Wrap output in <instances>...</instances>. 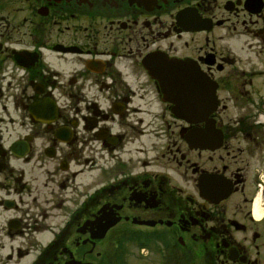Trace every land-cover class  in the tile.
<instances>
[{"label":"flooded vegetation","instance_id":"flooded-vegetation-1","mask_svg":"<svg viewBox=\"0 0 264 264\" xmlns=\"http://www.w3.org/2000/svg\"><path fill=\"white\" fill-rule=\"evenodd\" d=\"M0 264H264V0H0Z\"/></svg>","mask_w":264,"mask_h":264},{"label":"water","instance_id":"water-1","mask_svg":"<svg viewBox=\"0 0 264 264\" xmlns=\"http://www.w3.org/2000/svg\"><path fill=\"white\" fill-rule=\"evenodd\" d=\"M164 80L167 78L171 81L179 80V85L172 83L174 85V92L168 88H164V95L167 96L169 100L178 101L179 103V112L180 116L184 118H188L192 112L207 114L211 111L210 103L213 101L214 92L213 90H209L207 86L205 88L200 87L198 83L189 87L190 80H198V74H195L193 68L187 64H180L179 66H175L172 69V74L168 77L163 76ZM172 84H168L169 88H172ZM166 86L165 84L163 85ZM174 94V99L172 96ZM192 101V102H191Z\"/></svg>","mask_w":264,"mask_h":264}]
</instances>
